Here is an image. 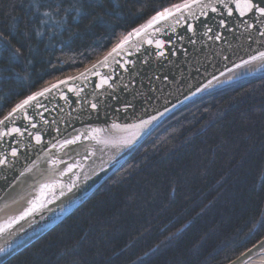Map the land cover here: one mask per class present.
<instances>
[{
    "label": "trees",
    "instance_id": "1",
    "mask_svg": "<svg viewBox=\"0 0 264 264\" xmlns=\"http://www.w3.org/2000/svg\"><path fill=\"white\" fill-rule=\"evenodd\" d=\"M178 1L0 0V116ZM263 236L264 73L174 111L2 264H226Z\"/></svg>",
    "mask_w": 264,
    "mask_h": 264
},
{
    "label": "water",
    "instance_id": "2",
    "mask_svg": "<svg viewBox=\"0 0 264 264\" xmlns=\"http://www.w3.org/2000/svg\"><path fill=\"white\" fill-rule=\"evenodd\" d=\"M262 53L264 15L236 0H181L16 102L0 116V264L73 212L174 111L263 74ZM262 251L264 236L226 264Z\"/></svg>",
    "mask_w": 264,
    "mask_h": 264
},
{
    "label": "snow or ice",
    "instance_id": "3",
    "mask_svg": "<svg viewBox=\"0 0 264 264\" xmlns=\"http://www.w3.org/2000/svg\"><path fill=\"white\" fill-rule=\"evenodd\" d=\"M236 2H237V4H240L242 2L244 7L249 11L254 9L256 12L260 13L261 15H264V7L261 6V3L254 2V0H236ZM261 2L264 3V0H261ZM173 7H175L177 9V11L180 10V7L178 5H174ZM184 7H188V4H185ZM165 13L169 14V15L171 14V13H169L168 9H164V13H157V15L152 18V20L149 22V26L152 23H154L157 20V18L164 19ZM137 34H139L138 31H137ZM114 51H115V49H114ZM262 55H264V53H262ZM38 95H42V93H37L33 96H29L26 100L22 101L20 104H17L16 108H14L12 111L15 112L17 109L23 108L24 105L28 104L29 101L34 100L36 98V96H38ZM11 115H12V113H9V116H11ZM5 119H7V117ZM0 123H2V121H0ZM0 163H2V161H0ZM2 251H3V249H0V252H2Z\"/></svg>",
    "mask_w": 264,
    "mask_h": 264
},
{
    "label": "bare ground",
    "instance_id": "4",
    "mask_svg": "<svg viewBox=\"0 0 264 264\" xmlns=\"http://www.w3.org/2000/svg\"><path fill=\"white\" fill-rule=\"evenodd\" d=\"M244 264H264V251L254 254Z\"/></svg>",
    "mask_w": 264,
    "mask_h": 264
}]
</instances>
